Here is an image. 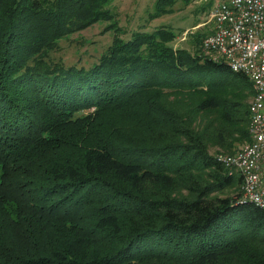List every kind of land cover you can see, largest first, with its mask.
Segmentation results:
<instances>
[{
	"label": "trees",
	"instance_id": "obj_1",
	"mask_svg": "<svg viewBox=\"0 0 264 264\" xmlns=\"http://www.w3.org/2000/svg\"><path fill=\"white\" fill-rule=\"evenodd\" d=\"M108 1L0 0V264H264V208L207 145L247 139L250 80L201 51L210 26L49 56Z\"/></svg>",
	"mask_w": 264,
	"mask_h": 264
},
{
	"label": "built area",
	"instance_id": "obj_2",
	"mask_svg": "<svg viewBox=\"0 0 264 264\" xmlns=\"http://www.w3.org/2000/svg\"><path fill=\"white\" fill-rule=\"evenodd\" d=\"M210 31L201 51L240 71L251 84L247 139L214 156L241 178V199L264 208V0H218L209 9Z\"/></svg>",
	"mask_w": 264,
	"mask_h": 264
},
{
	"label": "rangeland",
	"instance_id": "obj_3",
	"mask_svg": "<svg viewBox=\"0 0 264 264\" xmlns=\"http://www.w3.org/2000/svg\"><path fill=\"white\" fill-rule=\"evenodd\" d=\"M217 1L175 0L171 4L170 11L156 13V0H109L104 6L112 14L110 18H99L82 29L61 38L58 42V48L49 51V56L53 59H59L65 64L86 65L93 61L106 44L110 42L113 33L127 38L134 30L149 31L159 26L176 33L172 41L173 45L191 47L189 42L193 33L206 31L210 26L208 12ZM244 94H246L245 97L248 102L251 94L247 92ZM207 119L208 117L204 118L200 122L201 125H204ZM213 127L211 124L204 127L206 140L209 138L214 139L210 134ZM244 141L245 139L239 143H233L231 150L227 149L226 145L219 146L216 142L210 140L207 145L209 152L212 154L215 152L229 153ZM229 189L226 191H229Z\"/></svg>",
	"mask_w": 264,
	"mask_h": 264
}]
</instances>
